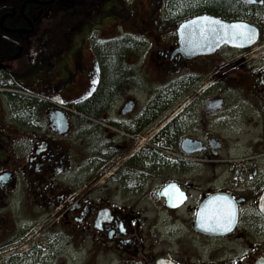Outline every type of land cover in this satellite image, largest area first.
Masks as SVG:
<instances>
[{"label":"flooded vegetation","instance_id":"obj_1","mask_svg":"<svg viewBox=\"0 0 264 264\" xmlns=\"http://www.w3.org/2000/svg\"><path fill=\"white\" fill-rule=\"evenodd\" d=\"M202 17L255 36L199 48L188 27L182 45ZM219 194L238 221L226 236L194 230L204 247L264 248V0H0V264L33 210L58 224L28 254L48 264H232L225 246L197 263L156 251L144 219L152 197L192 210L194 229Z\"/></svg>","mask_w":264,"mask_h":264},{"label":"rangeland","instance_id":"obj_2","mask_svg":"<svg viewBox=\"0 0 264 264\" xmlns=\"http://www.w3.org/2000/svg\"><path fill=\"white\" fill-rule=\"evenodd\" d=\"M228 155L232 156V151L225 153L226 158ZM158 182L160 180L154 181L153 184ZM158 187L160 185L156 188ZM144 207V219L152 222L147 226L151 228L154 235L159 237L158 243L156 244L159 246V250L156 251L169 252L171 254L176 253L177 255L185 254L188 255V260L193 263L199 262V259L206 261L208 254L213 253L214 248H221V246H225V249H221L223 254L218 252L221 256L217 258H221L222 261H229L232 264H239V262L247 264L245 258L251 255L256 256L257 253L264 254V248L260 247L259 244H253L252 247L250 244L243 242L232 243L229 240L223 243L212 244L210 247H204L203 238L198 236L193 229L192 222L194 221V216L191 213L192 210L188 212V209H183L179 212L170 213L165 209L162 202L152 197H146ZM24 217H26L24 219L27 221L30 229L26 227L27 224L24 228H18L16 240L8 246L12 250L8 263L35 264L36 262V264H41L44 262L48 264V261H43L44 257L35 260L28 254L32 247L38 250L48 248V243L45 241L46 238L53 240L59 237L55 214L46 210H33V212H27ZM255 247H260V249L257 250Z\"/></svg>","mask_w":264,"mask_h":264},{"label":"water","instance_id":"obj_3","mask_svg":"<svg viewBox=\"0 0 264 264\" xmlns=\"http://www.w3.org/2000/svg\"><path fill=\"white\" fill-rule=\"evenodd\" d=\"M201 23H203V21L199 20L196 22L193 21V23H190L189 25L188 24L182 25V27L180 29V38H181V44L182 45L188 46L185 43V39H186V37H188V34H187L188 27L189 28L190 27H192V28L199 27V25ZM223 24H226V23H223ZM226 25L230 26L232 24H226ZM199 39H200L199 48L202 46L203 47H206V46H208V47H221L224 45H228V46L236 47V48H244V47H248L251 43V42H242L239 40L231 41V40H228L227 38L220 39L218 36H205V35H203V36H200ZM183 53L185 55H188V49ZM204 53L209 54L210 52H206V50H205ZM200 54H202V52H199L197 50L192 52L193 56L200 55ZM188 145H189V143H188ZM173 187L174 186L168 187L164 191V195L167 197V200H168L167 206L169 208L176 209V208L181 207L183 205V203L177 204L174 199L173 200L169 199V192H171V189H173ZM261 202L264 204V194L262 196ZM229 203L231 204L232 211L234 212V220L232 221V223L230 225L225 226V227H217L215 231L208 230V224L204 220H202V213H204L205 215L214 213L218 210V208L220 206H223L226 208L227 204H229ZM262 210L264 212V207L262 208ZM237 221H238V211H237L236 203L230 197L223 195V194H219V195H214V196L210 197L209 199H207L206 201H204L202 203V205L200 206L199 211H198V215L196 218L194 229L196 232L201 233V234H205L208 236H217V237L218 236H226V235H229L233 232V230L237 224ZM213 226H215V225L213 224ZM225 228H227V230H225ZM257 264H264V261L263 262L260 261Z\"/></svg>","mask_w":264,"mask_h":264},{"label":"snow or ice","instance_id":"obj_4","mask_svg":"<svg viewBox=\"0 0 264 264\" xmlns=\"http://www.w3.org/2000/svg\"><path fill=\"white\" fill-rule=\"evenodd\" d=\"M199 19L203 21L199 25V31L205 36H218L220 39L227 38L231 41L239 40L242 42H250L255 36V32L244 24H232L229 26L211 17H202ZM182 198L183 193L177 188L173 187V190L169 192L170 200H180ZM202 220L208 224V230L211 231H215L217 227L230 225L234 220V212L232 211L231 204H227L226 208L220 206L216 212L211 214L205 215L202 213Z\"/></svg>","mask_w":264,"mask_h":264}]
</instances>
